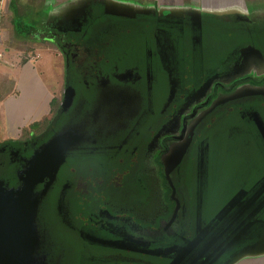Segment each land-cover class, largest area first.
I'll use <instances>...</instances> for the list:
<instances>
[{
  "label": "flooded vegetation",
  "instance_id": "af4514ba",
  "mask_svg": "<svg viewBox=\"0 0 264 264\" xmlns=\"http://www.w3.org/2000/svg\"><path fill=\"white\" fill-rule=\"evenodd\" d=\"M93 1L99 16L79 8L44 24L63 65L56 110L0 142L2 187L15 189L40 144L68 127L79 135L32 186V234L1 235L0 260L15 244L37 264L261 257L247 251L264 232V94L252 92L264 90L263 31L208 60L203 15ZM116 4L126 14L110 13Z\"/></svg>",
  "mask_w": 264,
  "mask_h": 264
},
{
  "label": "crops",
  "instance_id": "0c3cea01",
  "mask_svg": "<svg viewBox=\"0 0 264 264\" xmlns=\"http://www.w3.org/2000/svg\"><path fill=\"white\" fill-rule=\"evenodd\" d=\"M132 5L133 9H159L166 12L183 11L200 14L215 13L221 15H248L250 10L258 12L264 5V0H122ZM179 1V2H178ZM10 0H5V14H8ZM38 7H43L37 2ZM8 12V13H7ZM6 17V15H5ZM51 22V21H48ZM41 28H32L26 32L27 36L20 37L6 24L2 23V36L4 39L3 50L5 60H0V107L7 129L8 137L15 132V128H26V125L37 121L48 114L43 110V116H37V107L42 110L45 99L52 101L51 90L47 87L43 74L45 71L37 69L35 62L51 54L45 48L41 39L46 40L42 28L45 22L39 23ZM208 24V23H206ZM264 35V30H262ZM33 39V41H31ZM43 52H46L43 54ZM24 58V59H23ZM40 62V61H39ZM48 67V66H47ZM45 69V68H44ZM42 75V76H41ZM58 83L61 80L57 81ZM8 86V90L6 87ZM57 86V84H55ZM3 89V90H2ZM44 102V103H43ZM41 107V108H39ZM30 121V122H29ZM236 264V263H235Z\"/></svg>",
  "mask_w": 264,
  "mask_h": 264
},
{
  "label": "rangeland",
  "instance_id": "374dc122",
  "mask_svg": "<svg viewBox=\"0 0 264 264\" xmlns=\"http://www.w3.org/2000/svg\"><path fill=\"white\" fill-rule=\"evenodd\" d=\"M38 1L43 7L37 6ZM10 3L11 6L8 10L9 13L7 12L8 14H5L6 17L4 15V18L6 24L12 29L13 32L18 34L17 36L20 37L27 36L26 32L32 28H41L39 24L40 22L42 23L44 21L48 23V21H56L57 19L59 20L62 18L64 19L72 10L77 12L80 10L79 8L87 9L94 12V16H99L100 11L97 5L99 4V1L95 2L93 0H10ZM94 6L97 8L95 11L90 9ZM138 11L142 12L143 10L138 9ZM183 11L190 12L188 9H184ZM204 13L202 14L200 12L204 19V50L205 58L208 60H214L216 57L220 56L225 49L232 47L233 44H241V42H244L242 40L243 38L251 39L252 35H260V32L264 30V5H262L258 12L250 10L248 15H240L239 13H236L234 15L218 16L215 13ZM100 14L102 13L100 12ZM103 15L106 16L105 14ZM235 18H237L238 21H236ZM42 30L45 32L44 27ZM227 35L232 36L227 37ZM41 40L45 48H47L49 51V54H51V58L48 60V58L43 55L42 58L35 62V66L37 69L41 70L42 68L45 71L43 74V79L47 87L52 92L51 95L53 101L50 99H45L44 102H46V104H42V110L40 113L37 107L36 115L43 116V110H47V107L49 106L47 115L43 116L42 118L40 117V119L37 121L32 122H37L39 125H42L43 121L56 110L63 81V65L61 63L56 46L51 40L47 38L46 40ZM31 41H33V39H31ZM44 53L46 52H43V54ZM5 57L6 54L3 55L0 60H5ZM58 80H61V82L58 83ZM55 84H57V86H55ZM7 90L8 86L4 91ZM3 117L4 115L2 108L0 107V142L6 139L22 138L28 134L30 127L32 128V123L26 125V128L24 129L16 127L14 134L8 137V135H6L7 129ZM41 128L36 127V129L33 130L38 132V130ZM236 264H264V255L253 259L247 258L246 260H240Z\"/></svg>",
  "mask_w": 264,
  "mask_h": 264
},
{
  "label": "water",
  "instance_id": "95a60500",
  "mask_svg": "<svg viewBox=\"0 0 264 264\" xmlns=\"http://www.w3.org/2000/svg\"><path fill=\"white\" fill-rule=\"evenodd\" d=\"M126 12L127 9L120 5H111L110 13L124 15ZM248 49L259 53V50L254 46L243 48V50ZM68 92L69 88H66L63 106L69 103ZM252 92L264 94V90H252ZM78 137L79 135L69 127L55 132L47 141L34 150L23 169L18 172L21 184L17 188L5 189L2 187V181L0 180V236L4 235L6 241L8 239L6 234L11 231L18 234L19 229H21L25 232V238L28 237L29 233L32 234L31 228L35 212L30 198L32 186L45 176L51 179L55 176L58 167L65 159V152L76 144ZM23 217L25 219L21 220ZM0 247L7 249L8 245L7 243L3 246L0 244ZM31 250H33V247H22L21 249L15 244L14 258L8 259L7 253H5L6 257L4 260H0V264H37L31 260ZM247 252L248 256H259L260 253H264V232ZM170 264H173V262Z\"/></svg>",
  "mask_w": 264,
  "mask_h": 264
},
{
  "label": "built area",
  "instance_id": "2783aa9c",
  "mask_svg": "<svg viewBox=\"0 0 264 264\" xmlns=\"http://www.w3.org/2000/svg\"><path fill=\"white\" fill-rule=\"evenodd\" d=\"M4 15H5V1L0 0V59L4 55V50L2 49L4 43V39L2 36V23H3Z\"/></svg>",
  "mask_w": 264,
  "mask_h": 264
},
{
  "label": "trees",
  "instance_id": "16d2710c",
  "mask_svg": "<svg viewBox=\"0 0 264 264\" xmlns=\"http://www.w3.org/2000/svg\"><path fill=\"white\" fill-rule=\"evenodd\" d=\"M53 101V100H52ZM38 123L36 122V123H32V126H36Z\"/></svg>",
  "mask_w": 264,
  "mask_h": 264
}]
</instances>
